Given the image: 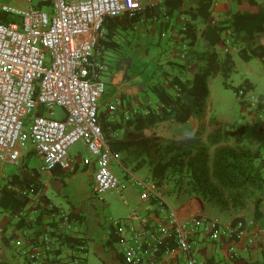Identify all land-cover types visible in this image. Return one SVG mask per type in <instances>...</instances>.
Segmentation results:
<instances>
[{"label": "built area", "instance_id": "built-area-1", "mask_svg": "<svg viewBox=\"0 0 264 264\" xmlns=\"http://www.w3.org/2000/svg\"><path fill=\"white\" fill-rule=\"evenodd\" d=\"M33 1L27 0L26 7L1 5L0 15L17 20H0V177L7 163L21 162L28 152L39 158L41 173L72 170L76 156L71 149L81 143L87 151L81 163L94 166L95 195L121 192L129 184L112 170L113 162L121 160L111 148L120 132L106 130L99 118L110 70L97 53L106 36V19L144 9L142 0H41L50 11ZM245 95L238 91L242 99ZM121 105L111 101L113 117ZM57 107L65 112L62 118L55 117ZM124 170L142 189V199L153 196L157 207L167 210L165 227L153 231L141 230L126 217L113 219L114 249L127 264H164L163 255L176 251L184 258L173 264H202L194 255L199 235L208 242L223 236L230 242L245 239L248 246L264 237V219L224 225L201 213L181 218L155 183ZM23 193L29 201L14 217L25 222L21 234L28 264H85L89 251L84 240L69 255L54 249L77 234L81 220L63 208H48L42 188L32 186ZM230 252L239 254L233 245Z\"/></svg>", "mask_w": 264, "mask_h": 264}, {"label": "crops", "instance_id": "crops-1", "mask_svg": "<svg viewBox=\"0 0 264 264\" xmlns=\"http://www.w3.org/2000/svg\"><path fill=\"white\" fill-rule=\"evenodd\" d=\"M178 2L174 8H170V6H167L166 0H142L144 9L134 14L127 13L112 19L111 25L114 27L112 39L108 38L111 25L106 23L105 39L116 41L119 43V46L120 42L131 44L139 52L149 51L160 46L164 48L163 51L166 58L178 63H188L191 67L203 65V54L214 49L223 57L226 53H230L232 57L234 52L239 54V50L233 51L237 47L234 40L230 38L232 35L231 30L222 32V40L215 46H212L204 35L208 28L228 25L233 19L232 17L240 9L245 11V8H242V6L240 8V4L246 5L249 0H212L210 10L214 14L206 19L201 15L195 16L198 7H200L201 0H178ZM256 2L262 4L264 7V0H256ZM242 35L246 36L244 32L241 33ZM249 39L248 37L245 40L249 41ZM104 49L106 48H101L100 53ZM180 58H184V60H180ZM101 60L105 61L104 57ZM233 60L236 65L234 57ZM165 68H167L166 70L169 72V75L161 77L164 80L168 78L170 80L174 75L179 76L182 80H192L195 75L192 71L174 67L169 63L165 65ZM109 70L111 73L108 76V84L114 88V95L111 101H121L122 105L118 107L119 110L123 107L127 115H133V113L141 111L147 112L149 111V107L159 106L156 96L154 95V98H152L147 92L146 84L140 88L135 87L136 84L132 85L133 83L126 82L127 78L119 69L111 67ZM247 84L248 87H254L251 82ZM153 103L154 105H152ZM103 113L107 115H105L106 117L109 116L107 118L109 121L113 119L119 120L121 117V114L116 112L113 113V117L108 110ZM246 114L248 121L243 125L245 127L244 131L251 124L253 128L264 132V108L263 112L256 114L253 108L249 106L246 108ZM109 127L105 123L106 130ZM231 128L237 129L240 127L233 126ZM119 132L122 135L123 131ZM73 148H75L74 155L76 156V160L72 170L62 171L55 169L49 173H41L39 171L38 180L42 184L47 207L50 209L63 208L78 217L82 225H80L79 231L73 237L78 239L84 237L82 240L87 243L86 246L89 253L98 255L104 261V264H127L116 256L113 247L109 248L106 245L111 237V223L113 219L117 218L109 216L110 204L106 202V198L111 197V194L117 192L113 196L117 198L118 203L121 202V204L119 203V210H123V206L120 205H124L126 208L124 209L125 214L120 212L119 217H127L132 223L137 222L142 226L141 230L153 231L158 228H164L167 222V210L158 208L153 196H150L148 199H142V189L132 183L121 192L113 190L102 197L96 196L92 186L94 166H85L80 161L81 150L85 149V147L80 143ZM82 154H85V152L82 151ZM26 159L24 157L21 161L19 170L24 168ZM36 160H38L37 163L39 165V158L34 155L30 167L34 166L38 168V165L35 163ZM113 165L122 167L116 161L113 162ZM128 171L130 170L128 169ZM130 172L138 178H151V175L145 172ZM15 173L17 172L4 177L2 175L0 177V187ZM151 182L155 183L153 180ZM155 185L164 193V199L169 207L174 209L181 218H186L197 213L214 218L208 210V203L200 197L187 196L183 193L179 194V192L173 190L170 184L158 185L155 183ZM166 194L175 202L168 200ZM259 196L263 198V202L260 204L258 215L256 214L255 201L254 199H250L242 209L227 210L229 221L221 223L228 225L236 217L242 218L250 225L256 221H262L264 219V194ZM45 215L43 218L48 220L49 217ZM214 219L219 218L215 217ZM22 228L23 226L20 225V221L9 211L0 210L1 248L9 249L13 253L18 254L24 259V263L28 264L24 254V248L27 243L21 234ZM231 245L238 250V256H232L230 252ZM71 247L62 249V253L69 255ZM194 250V255L202 264H264V237L258 238L254 245L248 246L245 239L230 242L228 237L223 236L217 241L208 242L204 237L199 235L196 238ZM162 258L164 264H173L178 260H182L184 255L176 251L171 255H163ZM87 261L88 257L85 264H87ZM0 264H6L1 257Z\"/></svg>", "mask_w": 264, "mask_h": 264}, {"label": "trees", "instance_id": "trees-1", "mask_svg": "<svg viewBox=\"0 0 264 264\" xmlns=\"http://www.w3.org/2000/svg\"><path fill=\"white\" fill-rule=\"evenodd\" d=\"M178 3V0H166L170 8H174ZM211 4L212 0H201L195 16L201 15L206 19L213 15ZM35 5L43 8L48 4L39 0ZM241 6L245 11L240 9L228 25L208 28L204 37L212 46L222 40L221 34L225 30H231L232 39L237 43L246 41L248 37L264 35L263 5L256 0H249L248 4H240V8ZM115 18L118 17H108L106 23L111 25L112 19ZM0 20L8 22L17 19H12L4 13L0 15ZM110 27L108 38L112 39L114 27ZM243 32L248 37L241 36ZM118 46L116 41L103 39L100 50L103 47L116 49ZM239 54L245 62L255 58L264 65V40L251 53L245 46L240 47ZM203 59L204 64L197 67H191L188 63L167 61L174 67L192 71L194 78L182 80L174 75L170 81L161 79L160 83H153L150 87L159 106L149 107V111L133 115H127L122 107L116 111L121 114L120 121H109V116L106 117L107 115L100 111V123L103 127L107 123L111 129L123 131L122 135L111 143V148L114 153L120 155L121 164L125 169L148 173L158 185L170 184L179 194L200 197L205 202L215 203L225 210L242 209L250 199H254L258 215L260 204L263 202L259 195L264 194L263 152L242 144L241 137L236 145H231L233 137L243 133L245 127L227 128L222 126L216 117L208 118L207 115L209 77L222 73L224 82L228 85V78L236 66L235 62L230 53L223 57L215 49L204 53ZM246 86L248 87V84ZM236 94L238 95V91ZM192 118L198 119L197 128L195 132L188 134L183 129L188 127ZM208 125L215 126L216 130L203 140ZM33 156V152H28L24 168L11 175L1 185L0 210L9 211L14 216L25 209L29 201L23 190L32 186L42 188L38 180L39 169L30 167ZM238 219L242 218L236 217L234 221ZM24 224V221H20L21 226ZM113 239L111 234L106 245L113 247L116 256L125 262L122 254L114 249ZM81 242L82 238L67 237L62 246L57 245L54 249L56 253H61L62 249Z\"/></svg>", "mask_w": 264, "mask_h": 264}, {"label": "rangeland", "instance_id": "rangeland-1", "mask_svg": "<svg viewBox=\"0 0 264 264\" xmlns=\"http://www.w3.org/2000/svg\"><path fill=\"white\" fill-rule=\"evenodd\" d=\"M38 1L39 0H34L33 4H37ZM2 4L26 7L29 3L27 2V0H0V11ZM44 9L46 11H50L51 7L49 5H46L44 6ZM230 38L232 39V36H230ZM263 40L264 35H257L255 38H250L249 41H242V43L235 42L237 48L233 49V51L240 50V47L245 46L251 53L254 51L255 47ZM163 49V47L158 46L149 51L139 52V50L135 49V47L131 44L120 42V46L118 49H104V53H97V58L101 59L102 57H104L105 63L107 64L108 68L112 67L122 71L124 76L127 78L126 82L133 83L132 85L136 84L135 87L140 88L146 84L147 92L152 98H154V92L150 89V84L153 85V83L161 81V77H167L169 75V72L166 70L167 68H165V65L168 64L167 61H170V59L166 58ZM233 57L236 61V66L234 71L228 78V85L225 84V77L222 73L217 74L215 77L211 76L208 79V86L210 90L208 99V118L216 117L218 120H220L222 126L227 128H231L233 126L243 127V125H245V122L248 121V116L246 114L247 107H252L256 114L259 112H263L264 108L263 63L255 58H253L249 62H245L237 52L233 53ZM180 60H184V58H180ZM110 73L111 72L109 71V75ZM168 79L167 81H170ZM248 82H251L254 87H247L246 85ZM241 89L246 91V95L243 99L236 94V91H240ZM113 95L114 88L110 84H107L106 92L100 100V111L105 112L106 110H108ZM152 105H154V103ZM64 115L65 112L61 107L55 108V117L62 118ZM197 123L198 119L192 118L188 123V127L183 130L187 131L188 134L195 132ZM215 130V126L208 125L206 127L203 140H206L207 135ZM240 137L242 144L254 150L259 149L261 152H263L264 156L263 131L253 128L250 124L246 128V131H244V133L233 137L230 144L236 145L238 142V138ZM82 151H84L85 153L87 152L85 149H83L81 150V155ZM71 152L74 154L75 148H72ZM37 162L38 160L35 161L36 165H38ZM258 162L261 163L262 161ZM20 163L21 162L17 164L7 163L2 171L3 177L10 175L13 172H18ZM112 170L126 184H130L133 182L134 178L127 176V173L123 167H120L119 165L114 166L112 164ZM148 180L152 181L153 179L148 178ZM114 194H111V197L106 198V202L110 204L109 216L118 218L120 212L125 214L124 209L126 208L124 205H120L123 206V210H119V203L121 204V202L118 203L117 198H114L113 196ZM166 197L168 200L173 201V199L169 195L166 194ZM208 205V210L214 218H219L217 220L223 223L229 221L227 210L220 208L215 203H208ZM133 223L135 226L142 228V226L137 222ZM0 257L6 264H25L24 259L21 258L18 254L13 253L9 249L7 250L5 248H1V246ZM87 264H104V261L100 259L99 256L95 253H89Z\"/></svg>", "mask_w": 264, "mask_h": 264}]
</instances>
